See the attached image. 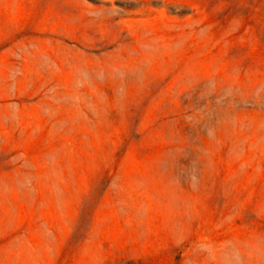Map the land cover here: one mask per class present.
I'll list each match as a JSON object with an SVG mask.
<instances>
[{"label": "rangeland", "instance_id": "1", "mask_svg": "<svg viewBox=\"0 0 264 264\" xmlns=\"http://www.w3.org/2000/svg\"><path fill=\"white\" fill-rule=\"evenodd\" d=\"M113 1L0 0V264H264V0Z\"/></svg>", "mask_w": 264, "mask_h": 264}, {"label": "bare ground", "instance_id": "2", "mask_svg": "<svg viewBox=\"0 0 264 264\" xmlns=\"http://www.w3.org/2000/svg\"><path fill=\"white\" fill-rule=\"evenodd\" d=\"M112 1H113V0H112ZM114 1H115V0H114ZM114 1H113V2H114ZM113 2H112V3H113Z\"/></svg>", "mask_w": 264, "mask_h": 264}]
</instances>
